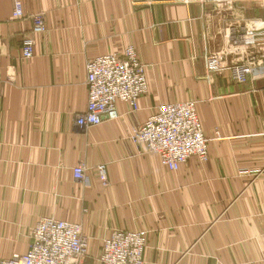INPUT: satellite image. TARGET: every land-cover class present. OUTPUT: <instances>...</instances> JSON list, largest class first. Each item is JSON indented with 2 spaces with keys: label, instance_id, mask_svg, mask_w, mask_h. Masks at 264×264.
<instances>
[{
  "label": "crops",
  "instance_id": "0c3cea01",
  "mask_svg": "<svg viewBox=\"0 0 264 264\" xmlns=\"http://www.w3.org/2000/svg\"><path fill=\"white\" fill-rule=\"evenodd\" d=\"M16 1L0 0V257L26 252L32 226L54 217L81 224L84 264H99L114 229L148 232L145 264H264V76L238 83L228 69L232 27L260 26L264 5L21 0L17 18ZM37 13L46 30L24 58ZM128 46L146 66L139 109L118 101L117 119L79 127L88 60ZM188 100L208 158L171 170L131 136L159 105Z\"/></svg>",
  "mask_w": 264,
  "mask_h": 264
},
{
  "label": "built area",
  "instance_id": "2783aa9c",
  "mask_svg": "<svg viewBox=\"0 0 264 264\" xmlns=\"http://www.w3.org/2000/svg\"><path fill=\"white\" fill-rule=\"evenodd\" d=\"M234 8L245 2L259 0H205ZM13 15H25L23 2L17 0ZM32 34L22 41L24 58L34 54L37 33L46 30L43 15L34 14ZM229 53L236 59L228 66L231 77L245 83L264 76V21L260 26L232 27ZM88 102L86 110L76 116V124L90 128L104 120L119 117L118 101L139 109V101L148 92L146 66L133 46L120 54H105L87 62ZM131 139L145 152L159 156L161 163L177 170L191 157L201 161L208 158L210 139L204 134L195 100L161 104L134 132ZM103 185L108 184L106 165H98ZM74 177L87 180L83 163L73 168ZM30 243L26 252L8 258L0 257V264H84L88 251V237L80 223L46 217L30 229ZM146 230L114 229L103 239L99 264H145Z\"/></svg>",
  "mask_w": 264,
  "mask_h": 264
},
{
  "label": "rangeland",
  "instance_id": "374dc122",
  "mask_svg": "<svg viewBox=\"0 0 264 264\" xmlns=\"http://www.w3.org/2000/svg\"><path fill=\"white\" fill-rule=\"evenodd\" d=\"M253 3V2H252ZM254 4H260V5H264V0H259L258 2H254Z\"/></svg>",
  "mask_w": 264,
  "mask_h": 264
}]
</instances>
